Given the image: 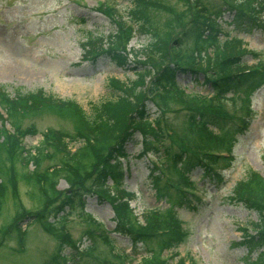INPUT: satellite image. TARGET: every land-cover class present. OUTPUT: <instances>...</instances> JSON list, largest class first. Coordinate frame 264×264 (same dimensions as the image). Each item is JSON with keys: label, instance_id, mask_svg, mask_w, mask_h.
Listing matches in <instances>:
<instances>
[{"label": "trees", "instance_id": "1", "mask_svg": "<svg viewBox=\"0 0 264 264\" xmlns=\"http://www.w3.org/2000/svg\"><path fill=\"white\" fill-rule=\"evenodd\" d=\"M128 1L130 5L124 15L127 23L120 21L123 16L112 13L116 17H111L110 11H107H113L110 6L102 9L106 10L115 30L106 36H95L89 53L94 57L95 52H99L119 64H127V43L136 31L137 36L147 34L149 37V41L140 48L146 56L141 62L137 61L144 66L136 73V79L131 84L110 79L115 95L93 105L90 115L72 100L44 97L34 92H16L8 96L0 90V104L13 116L9 124L17 135L34 132L33 127L21 128L18 125L22 114L34 113L43 108L59 116H66L73 122L74 132L47 129L42 139L32 147L33 151H26L18 137L16 139L14 133H7L4 129V118L0 114V166L1 159L10 164H3L7 175L5 179H0V209L9 186L14 195L15 177L11 174L13 163L24 167L33 163L34 168L23 169L20 178L32 186L41 207L32 212L26 210L27 216H31L59 241L55 253L41 264L78 263L81 253L72 252L69 255L62 252L66 243L74 250L78 246L64 230L67 218L74 213L90 226L84 232L89 239L94 242L99 239L111 249L114 248L108 233L84 212L88 196H96L98 200L111 205L115 220L113 232L127 236L134 248L137 243H142L146 255L137 264H177L159 257L163 249L170 251L185 239L186 231L174 212L159 219L154 209L146 211L143 223L131 218L132 210L128 200L132 195L121 187L125 176L124 162L128 158L124 143L139 135L145 144L152 145L157 155L165 158V169L175 174V188L172 189L176 192L175 200L184 206L189 201L188 192L194 186L189 172L201 169L202 174L216 187L223 182L222 170L232 164L233 144L239 135H244L249 129L253 113L250 109L251 93L264 84V65L261 59L249 68L242 60L246 50L240 39L234 37L225 42L219 40L220 23L217 21L222 12L228 10L232 14V21L240 28L253 26L256 23L255 15L264 6L262 0H230L232 3L227 0L210 7L203 0H179L183 4V9L179 11L168 4V0ZM160 14H164L163 19ZM184 15L189 19L182 21ZM175 22L182 24L181 32L170 34ZM168 34L175 36L169 38ZM183 48H190L187 58L181 54ZM253 55L257 56L256 53ZM199 73L203 75L202 84L209 86L211 96L186 93L177 81L179 74H188L195 79ZM147 77L148 81L144 82ZM143 83L146 85L141 88ZM229 93L232 94V102H235V97L241 99L243 113L240 110L236 114L225 112L221 100ZM239 93H243L244 97L239 96ZM159 102L164 105H185V111L182 112V134L179 137H173V133L168 134L171 139L179 140L175 148L165 144V131L173 130L170 124V129L163 128L159 114L153 120L150 118L148 104L164 110V105L160 107ZM215 130L221 131L223 135L215 134ZM68 140L77 141L79 145L71 151L66 144ZM48 141L55 142L52 153L45 149ZM209 147L226 150L229 156L209 153L210 150H197ZM55 152L59 153V163L53 162L38 171L41 160H52ZM59 177L67 182L66 189L55 188ZM152 179L157 192H162L164 186L166 190L169 188L166 180L160 187L161 175L158 172L152 173ZM108 181L111 183L107 184ZM230 198L257 214V220L250 224L253 232L249 233L244 227L240 241L244 243L247 252L254 253L256 262L253 264H264V175L248 170L232 187ZM18 206L19 202L13 219L22 214ZM13 230L22 247L26 231L17 222L13 224ZM151 238H157L154 252L146 246ZM115 257L120 260V264H125L122 263L123 254L116 253Z\"/></svg>", "mask_w": 264, "mask_h": 264}, {"label": "rangeland", "instance_id": "2", "mask_svg": "<svg viewBox=\"0 0 264 264\" xmlns=\"http://www.w3.org/2000/svg\"><path fill=\"white\" fill-rule=\"evenodd\" d=\"M203 1L207 7L218 6L222 2ZM262 1L264 4V0ZM167 3L173 5L177 11L183 9V4L179 0H168ZM129 5L128 0H0V90L8 96L16 92L20 94L34 92L44 97L72 100L90 115L93 105L115 95L116 91L112 89L110 79L131 84L136 79V73L144 66L133 61L141 62L145 58V53L139 48L149 41V37L147 34L137 36L136 31L127 43V49L132 48L127 54L129 61L127 64H119L109 56L98 54L99 52H95L94 57L89 53L95 36H106L115 30L106 10L102 9L110 6L113 11H107H110L111 17L112 13L123 16L120 21L127 23L124 15ZM260 10L261 17H256V26L244 30L234 29L231 23L232 14L229 11L222 12L221 17L217 18L224 30V34H219L220 41L230 36L242 38L245 50L252 54L246 53L242 56L248 67L256 65L259 59L264 61V6ZM163 17L164 14H160V18ZM187 19L188 16L181 17L182 21ZM181 27V23L175 22L170 34H179ZM170 36L169 38H173L175 35ZM188 50L183 48L181 51L183 58L188 57ZM255 51H258L257 56L253 55ZM148 78L144 82H147ZM202 79V73L195 79L188 74L177 76V81L185 88L186 93L211 96L209 86H204ZM145 85L146 83H143L140 87L144 88ZM239 96L244 97V94L239 93ZM240 100L235 97V102L229 101L226 107L235 114L239 113V110L243 113ZM250 101L252 119L247 132L239 135L233 144L231 150L233 162L225 171V185L216 187L199 168L189 172L199 194H204L195 209L178 204L175 200L176 192L171 188L166 190L165 186L162 188L163 177L159 182L163 191L157 192L156 186L152 184L151 166L153 164L159 166L160 161L147 153L140 156L145 145L139 135L124 143L128 158L124 162L125 176L121 187L132 195L128 202L132 209V220L140 221L144 218V213L152 209L158 212L159 219L165 218L169 212H174L186 231L184 241L171 248L174 253L170 256L171 262L177 264L180 261L182 264L256 262L254 253L247 252V248L240 240L241 227H249L248 232H253L250 224L257 220V214L241 202L230 198L232 187L248 170L264 175V85L251 93ZM158 105L163 107L164 104L159 102ZM184 107V104L165 103L162 110L149 103L148 112L151 120L159 114L162 127L170 129V124L173 130L170 129L169 133H173V137H179L184 126L182 113L185 111ZM0 109H3L1 104ZM22 115L18 125L21 128L34 129L33 133L21 138L24 147L36 146L47 129L74 132L70 118L59 116L44 108ZM10 117L13 116L9 114L5 126L12 130V125L9 124ZM166 133L165 131L164 134ZM215 134L223 135L218 130H215ZM171 142L167 134L165 144H171V148H175ZM66 144L71 151L79 145L77 141L70 140L66 141ZM54 147L55 142L48 141L45 149L52 153ZM58 155L59 153L55 152L52 160L43 158L38 165V171H42L53 162L59 163ZM7 163L9 164V161L1 159L0 179H5L7 175L3 166V164L7 166ZM23 167L16 162L13 163L12 171L15 174L13 172L11 174L15 177L14 195L9 186L0 209V264H41L55 253L59 242L56 236L45 231L31 216H27L26 210L28 212L39 210L41 204L37 202V194L32 186L20 178L23 169L31 170L34 164L30 163ZM170 177L174 180L172 175ZM110 183L108 181L107 184ZM66 187L65 179L59 177L55 188L63 190ZM18 202L22 214L13 219L18 211ZM192 204H195L194 200ZM84 212L108 233L114 248L111 249L99 239L95 242L89 239L84 232L90 226L77 217L76 213L71 214L67 218L64 230L79 247L81 257L76 264H120V260L115 257L116 253L123 254L122 263L137 264L140 258L146 255L142 243H137L134 248L127 236L113 232L114 216L108 202L98 200L96 196H88ZM14 222L26 231L25 242L20 251L17 250L18 240L13 230ZM156 240L157 238H151L146 242V246L148 249L151 248L152 252L156 250L154 245ZM90 245L93 248L89 249ZM62 248L64 254L78 253L67 243Z\"/></svg>", "mask_w": 264, "mask_h": 264}]
</instances>
